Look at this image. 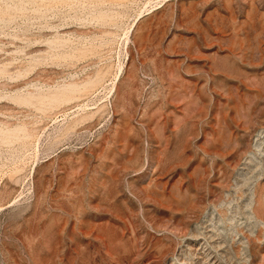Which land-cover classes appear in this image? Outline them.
I'll use <instances>...</instances> for the list:
<instances>
[{"label": "rangeland", "instance_id": "374dc122", "mask_svg": "<svg viewBox=\"0 0 264 264\" xmlns=\"http://www.w3.org/2000/svg\"><path fill=\"white\" fill-rule=\"evenodd\" d=\"M0 264H264V0H0Z\"/></svg>", "mask_w": 264, "mask_h": 264}]
</instances>
